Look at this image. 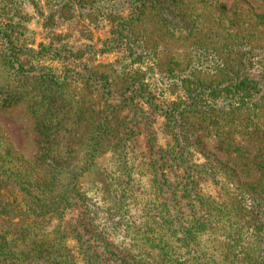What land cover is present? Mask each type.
Wrapping results in <instances>:
<instances>
[{"label": "rangeland", "instance_id": "rangeland-1", "mask_svg": "<svg viewBox=\"0 0 264 264\" xmlns=\"http://www.w3.org/2000/svg\"><path fill=\"white\" fill-rule=\"evenodd\" d=\"M78 1L0 0V27L9 21L10 14H16L15 21L21 25V31L26 33L24 44L34 51H28L26 58L35 57L31 61L57 74L63 72L65 63H74L76 74L66 78L61 74L57 78L59 85L53 89L55 93L41 89L44 95H48L50 105L53 98L55 99L57 108L53 113H57L58 117L56 114L57 133L51 136L40 135L35 128L37 115L30 109L39 102L33 95L37 92H31L26 103L23 101L10 107L1 105L2 100L6 99L5 85L9 84L11 87L12 76L7 60L1 55L0 47V130L13 151L25 161L37 159L43 151V158L53 156L56 161L73 162V170L76 164H83L91 159L95 163L91 168H100L101 171L94 175L95 171L90 172V166L84 165L87 169L80 173L77 186L79 191L87 193V202L93 206L104 207L98 201L99 189L91 187L88 181H99L97 177L100 178L103 172L105 177L108 176L107 181L112 179L110 188L117 194L120 195L124 190L133 198L144 194L145 200L163 199L168 206H171L174 198L173 191L181 188L180 181L187 178L192 171L204 177L200 181L198 192L211 195L218 202V193L222 198L228 199L231 196L235 200L240 199L238 204H247L248 200L243 199L244 196L262 192L264 171L258 168V160H264V112L259 111L253 118L248 113L234 111L228 114L219 112L202 116L190 115V132L186 144H189V151L192 153L190 164L196 166L191 168L189 163H183L182 166L172 165L175 170L172 171L170 168H161L162 164H159L160 159L157 158L158 147H166L168 144L177 146L178 130L171 126L164 114L157 112L156 105L161 101L167 104L183 99L190 90V75L197 78L194 81L214 79L213 76H208L210 71L205 68L203 60L196 57L199 49L211 50L218 59L222 54L228 63L236 59L237 54L241 56L243 50L248 53L247 59L251 57L254 62L264 61V0H172L170 11L165 9L154 15L151 9H146L142 19L133 21L127 28L131 33L134 32L132 41L140 40L142 46L128 49L123 63H118L114 54L103 53L102 45L117 26L118 21H115L119 16L129 17L135 13L129 0ZM166 1L168 0H158L156 7L162 9ZM51 3L57 4V18L49 9ZM53 36L58 37L61 49L74 52V58L66 52L59 59L39 52L38 44L46 45ZM209 58H212L211 54ZM215 58L207 61H214L213 64L216 65L219 60ZM104 75H111V90L116 92L112 90V94H101L88 85L90 79L94 81ZM217 79L218 77L214 80ZM14 91L15 89L8 88L7 93L13 95ZM135 96L136 100L133 99ZM97 113H100L99 117L94 118ZM99 119H105L104 126H98ZM94 126L98 131H94ZM107 126L113 132H107V135L96 141L99 152L94 157L85 153L86 140L92 134L105 133L103 130ZM118 129L124 132L120 133ZM123 134L127 137L122 143L125 150L123 156L128 160L127 163L122 162L123 157L118 153L120 150L114 149L121 147L118 141ZM150 160L156 162L154 165L157 168L154 171H165L167 178L153 177V173H157L152 171L154 165L151 166ZM125 164L127 166H122ZM202 166L206 168V172L197 171ZM123 167L128 168L131 174H125ZM128 185L130 186L126 187ZM168 185H171L170 189ZM12 188L19 207L15 221L21 218L42 230L52 231L59 217L51 212H30L31 209L25 208V202L21 201V189L18 186ZM181 194L178 192L179 197ZM138 199H134L138 201L135 205H129L130 212L126 215L127 219L134 222L133 227L120 235L127 244L126 248L130 246L132 252L139 253L137 257L141 253L145 259L151 258L154 264H161L160 260L168 248L172 253L175 251L177 258L188 260L191 248L176 240L183 236L179 229L174 232L172 227L175 225L169 228L168 222L151 220L153 225L150 228L154 230H144L145 227L141 224L145 220V214L138 211L137 207H141L144 201ZM149 205L151 204H146ZM173 212L176 216H179L178 212L184 213L188 217L187 223L192 222L189 219L192 211L184 203L182 208L174 206ZM212 212L221 215L222 225L229 224L222 211L215 208ZM200 214L203 213L192 215L198 217ZM233 215L236 219L234 211ZM110 224L111 222L104 223L107 234L111 230ZM192 224L195 225L194 222ZM198 231L202 233L199 227ZM217 231L224 233L221 228ZM249 234L251 229L245 228L244 235ZM201 236L199 234L195 238L200 243V250L203 249L201 243L205 238ZM106 237L107 241H113L117 235L113 233ZM164 237L170 247L158 245ZM71 240L68 244L72 243ZM219 240H208L202 245L207 246L208 251L220 254L222 250H218L217 246Z\"/></svg>", "mask_w": 264, "mask_h": 264}, {"label": "trees", "instance_id": "trees-1", "mask_svg": "<svg viewBox=\"0 0 264 264\" xmlns=\"http://www.w3.org/2000/svg\"><path fill=\"white\" fill-rule=\"evenodd\" d=\"M76 2L79 1L76 0ZM171 2L173 1L164 2L163 8L159 9L156 7L159 3L158 0H129L131 9H134L135 13L130 14L129 17L119 16L116 19L117 26L102 45L104 50L102 52L114 54L118 63L125 62V54L129 52L128 49L142 46L140 40L133 39L132 41L134 32L131 33L129 29L127 30L129 25L133 21L142 19L146 9H151L154 15L162 13L165 9L170 11ZM77 6L82 7L79 4ZM49 9L55 14V18L59 17L57 4L51 3ZM15 15V13L10 14L9 21L0 27L1 55L7 60L6 63L10 67L12 76L11 87L9 84L5 85L6 99L2 100L1 105L10 107L19 102L25 101L26 103L29 101L30 93L37 92L33 95L39 99V102L30 107L38 118L35 128L40 135H55L57 133V128H55L57 113H53V110L57 108L54 104L55 99L53 98V103L50 105L48 95H44L41 89H45L46 92H54V87L59 85L57 78L61 74L65 78L68 75L76 76L74 63H65L63 72L57 74L53 70L48 71L47 68H42L36 62L31 61L35 57L26 58V53L31 50L24 44L26 33L21 31V25L15 21ZM170 21L172 22L171 19ZM59 42L58 37L54 38L53 36L48 39L46 45L38 44L39 52L58 59L66 52L74 58V52L65 48L61 49ZM242 52L241 56L237 54L236 59H232L231 63H228L222 54L218 59V56L215 58L211 50L199 49L196 57L201 58L206 65L205 68L210 71L208 76H213L214 79L218 77V79L207 81L204 77V82H201L194 81L197 78L190 75L188 81L190 90L183 99L167 104L161 101L156 105L157 112L164 114L171 126L178 130L177 146L168 144L166 147H158L157 158L160 159L159 164H162V169L170 168L175 171L171 166L178 164L182 166L183 163L186 165L189 163L188 166L191 168L196 166V164H190L192 153L189 151V144H186V139L189 137L188 132H190L188 130L190 115L199 114L202 116L219 112L228 114V112L234 111L235 113H248L253 118V115L258 114L259 111L264 112V61L256 60L254 62L251 57L246 58V50ZM210 54L212 58H209ZM213 58L219 60V63L214 65V61L211 63L207 61L214 60ZM200 73L204 74L202 71ZM83 78L86 77L83 76ZM88 82L94 91L101 94H112L111 75H104L94 81L90 79ZM8 88L15 89L13 95L7 93ZM113 92L116 91L113 90ZM43 108H45L44 112ZM99 114H95L94 118L99 117ZM56 116L58 117V114ZM104 120L99 119L98 126H104ZM119 129L118 131L121 133L123 130ZM94 131H98L96 127ZM103 131L105 133L92 134L91 138L86 140L85 153L94 157L99 152L96 141L107 135V132H113L109 126ZM126 134L129 135L128 132ZM126 138L123 134V137L118 141L121 147L114 148L120 150L118 153L120 157H123L121 159L123 163L128 161L123 156L125 150L122 148V143ZM52 157L43 158L42 151L37 159L25 161L13 151L0 130V264H154L151 258L145 259L141 253L140 257H137L139 253L132 252L130 246L126 248L127 244L120 237L123 232L133 227L132 223L134 222L127 219L126 215L130 212L129 205H135L138 201L134 199L138 198V200L144 201L141 207H137H139L138 211L145 214L146 221L144 220L141 224V226L144 225L145 231L154 230V228H150L153 225L151 220L152 222H168L169 228L175 225L172 227L174 232L176 233L179 229L183 236L176 240L191 248L188 260H181L177 258L175 251L172 253L170 248L166 249L163 254L165 256L160 260L161 264H235V262L236 264H264V190L244 196L243 199L248 200L247 204H238L240 199L235 200V197L231 196L228 199L222 198L220 193H218L220 199L218 202L215 197L198 192V186L204 177L196 175L192 171L187 178L180 181L181 188L179 190L176 188L173 191L174 198L171 200V206H168L163 199L152 200L149 198L145 200L144 194L136 195L138 198L136 196L133 198L127 194L126 190L120 195L117 194L110 188L112 179L107 181L108 176L105 177L103 172L100 174V178L97 177L99 181H88L91 187L99 189L98 201L104 205V207L93 206L87 202L89 201L87 193L78 190V177L82 170L87 169L88 166H90L88 168L90 172L95 171L94 175L98 174L101 169L96 167L92 169L91 166L93 167L95 163L88 159L83 164H76L73 170V165H71L73 162L56 161ZM149 162H151V166L156 164L152 160ZM258 164V168L264 171V160L259 159ZM122 166H127V164ZM155 168L157 167L154 165L152 171ZM205 169L202 166L198 167L197 171ZM122 170L125 174H131L126 167H123ZM160 171H154L157 174L153 173V177L167 178V173L163 170ZM13 186H18L21 189V201L25 202V208L31 209L30 212L36 214L51 212L59 217V221L52 231L42 230L34 224L24 222L21 218L15 221L17 218L15 214L19 207L15 199L16 196L13 195ZM175 186L178 185L175 184ZM170 187L171 185H168V189ZM178 192L182 193L180 197ZM159 197L157 196V198ZM182 202L186 208L192 211V214L203 213L198 217L189 213V219L195 225L192 222L187 223L188 217L184 213L178 212L179 216H176L173 212L174 206L182 208ZM146 204L151 205L146 206ZM209 207L210 209H208ZM215 208L223 212L229 222L228 225L221 224V215L212 212ZM161 213L163 214L161 215ZM223 214L222 216H224ZM167 215L170 216V219ZM109 222H111L109 225L111 230L107 234L104 223ZM198 227L201 228L202 233L198 231ZM220 228L221 231H224L223 234L217 231ZM245 228L251 229V234L244 235ZM113 233L117 235V238L107 241L106 236L113 235ZM199 234L202 235L201 238L205 237L201 243L203 248L201 250L199 249L200 243L195 241ZM73 238L75 241L71 240ZM217 238L220 239L217 242L218 250H222L220 254H216V251L210 252L207 246L202 245L205 241L217 240ZM166 239V237L161 239V243L158 245L170 247ZM69 240L72 243L68 244ZM171 246L173 247L172 244Z\"/></svg>", "mask_w": 264, "mask_h": 264}]
</instances>
